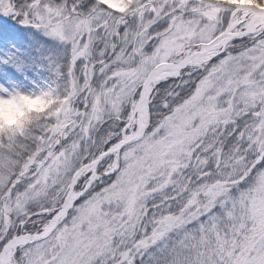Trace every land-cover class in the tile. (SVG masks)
Wrapping results in <instances>:
<instances>
[{
	"label": "snow or ice",
	"instance_id": "obj_1",
	"mask_svg": "<svg viewBox=\"0 0 264 264\" xmlns=\"http://www.w3.org/2000/svg\"><path fill=\"white\" fill-rule=\"evenodd\" d=\"M25 99L0 264H264V0H0Z\"/></svg>",
	"mask_w": 264,
	"mask_h": 264
},
{
	"label": "clouds",
	"instance_id": "obj_2",
	"mask_svg": "<svg viewBox=\"0 0 264 264\" xmlns=\"http://www.w3.org/2000/svg\"><path fill=\"white\" fill-rule=\"evenodd\" d=\"M43 100L25 99L12 104L10 102H0V115L6 123H11L17 115H21L23 109L42 107Z\"/></svg>",
	"mask_w": 264,
	"mask_h": 264
},
{
	"label": "rangeland",
	"instance_id": "obj_3",
	"mask_svg": "<svg viewBox=\"0 0 264 264\" xmlns=\"http://www.w3.org/2000/svg\"><path fill=\"white\" fill-rule=\"evenodd\" d=\"M32 73H33L32 75H29L28 71L25 69L23 73H18L20 83H27V81L24 80L25 74L28 76L29 80H31L32 78L40 79L41 77H44L47 75V73L43 69H40L38 71L35 70Z\"/></svg>",
	"mask_w": 264,
	"mask_h": 264
},
{
	"label": "trees",
	"instance_id": "obj_4",
	"mask_svg": "<svg viewBox=\"0 0 264 264\" xmlns=\"http://www.w3.org/2000/svg\"><path fill=\"white\" fill-rule=\"evenodd\" d=\"M25 70L28 71V74H29V75H32V74H33L32 72L35 71L32 67H26ZM32 70H33V71H32ZM39 70H40V69H39ZM36 71H37V70H36ZM15 83H20V81L17 80V81H15Z\"/></svg>",
	"mask_w": 264,
	"mask_h": 264
}]
</instances>
